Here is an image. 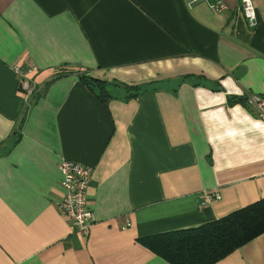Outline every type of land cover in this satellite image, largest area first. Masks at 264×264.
Listing matches in <instances>:
<instances>
[{"label":"crops","instance_id":"obj_1","mask_svg":"<svg viewBox=\"0 0 264 264\" xmlns=\"http://www.w3.org/2000/svg\"><path fill=\"white\" fill-rule=\"evenodd\" d=\"M223 1L0 0V264H171L141 240L264 199V0L255 25ZM63 159L91 168L86 233ZM216 264H264V233Z\"/></svg>","mask_w":264,"mask_h":264},{"label":"trees","instance_id":"obj_2","mask_svg":"<svg viewBox=\"0 0 264 264\" xmlns=\"http://www.w3.org/2000/svg\"><path fill=\"white\" fill-rule=\"evenodd\" d=\"M82 79L99 98L110 96L107 81L86 74ZM263 233L264 199H260L204 225L141 241L171 264H216Z\"/></svg>","mask_w":264,"mask_h":264},{"label":"built area","instance_id":"obj_3","mask_svg":"<svg viewBox=\"0 0 264 264\" xmlns=\"http://www.w3.org/2000/svg\"><path fill=\"white\" fill-rule=\"evenodd\" d=\"M190 4L197 2H207L210 7L218 12L227 9V4L223 0H188ZM242 12L250 25H255L258 21L256 7L253 0H241ZM19 76L21 89L26 94H31L33 85L31 81H24L25 72L20 64L14 67ZM246 102L257 110L258 118L264 123V99L259 94L248 93L245 95ZM59 168L62 174V186L65 190L64 197L58 203V209L67 216L78 232L86 233L94 220L93 211L89 208L88 188L90 184L91 168L78 162L63 159ZM203 204L210 203L214 199H220L221 195L217 191H205L201 193Z\"/></svg>","mask_w":264,"mask_h":264}]
</instances>
